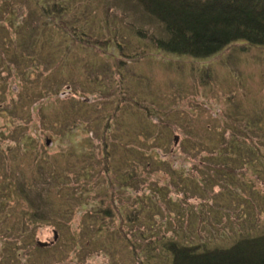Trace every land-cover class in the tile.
<instances>
[{
	"label": "rangeland",
	"instance_id": "rangeland-1",
	"mask_svg": "<svg viewBox=\"0 0 264 264\" xmlns=\"http://www.w3.org/2000/svg\"><path fill=\"white\" fill-rule=\"evenodd\" d=\"M166 36L136 0H0V264L264 234V48L193 59Z\"/></svg>",
	"mask_w": 264,
	"mask_h": 264
},
{
	"label": "trees",
	"instance_id": "trees-1",
	"mask_svg": "<svg viewBox=\"0 0 264 264\" xmlns=\"http://www.w3.org/2000/svg\"><path fill=\"white\" fill-rule=\"evenodd\" d=\"M136 1L164 26L167 36L155 37L153 43L165 52L206 60L239 41L249 48H264V0ZM237 148L227 146L216 155L224 157V151ZM225 158L226 165L233 166ZM33 218L42 216L35 213ZM168 250L171 264H264V234L239 239L226 248L201 250L171 242Z\"/></svg>",
	"mask_w": 264,
	"mask_h": 264
},
{
	"label": "water",
	"instance_id": "water-1",
	"mask_svg": "<svg viewBox=\"0 0 264 264\" xmlns=\"http://www.w3.org/2000/svg\"><path fill=\"white\" fill-rule=\"evenodd\" d=\"M179 140V137L178 136H176L175 137V144L177 143V141ZM38 245L40 246V247H42V248H46L47 246H49V243H41V242H38Z\"/></svg>",
	"mask_w": 264,
	"mask_h": 264
}]
</instances>
